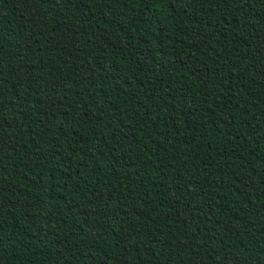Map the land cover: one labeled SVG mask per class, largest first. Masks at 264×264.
I'll return each instance as SVG.
<instances>
[{
  "label": "trees",
  "instance_id": "trees-1",
  "mask_svg": "<svg viewBox=\"0 0 264 264\" xmlns=\"http://www.w3.org/2000/svg\"><path fill=\"white\" fill-rule=\"evenodd\" d=\"M0 264H264V0H0Z\"/></svg>",
  "mask_w": 264,
  "mask_h": 264
}]
</instances>
